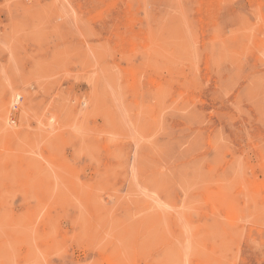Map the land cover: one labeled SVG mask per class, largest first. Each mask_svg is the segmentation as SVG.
I'll return each mask as SVG.
<instances>
[{"label": "rangeland", "instance_id": "obj_1", "mask_svg": "<svg viewBox=\"0 0 264 264\" xmlns=\"http://www.w3.org/2000/svg\"><path fill=\"white\" fill-rule=\"evenodd\" d=\"M0 264H264V0H0Z\"/></svg>", "mask_w": 264, "mask_h": 264}]
</instances>
